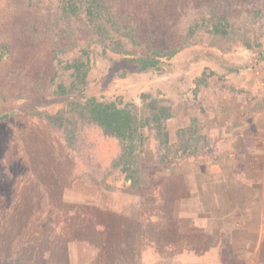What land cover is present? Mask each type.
<instances>
[{
    "label": "rangeland",
    "instance_id": "374dc122",
    "mask_svg": "<svg viewBox=\"0 0 264 264\" xmlns=\"http://www.w3.org/2000/svg\"><path fill=\"white\" fill-rule=\"evenodd\" d=\"M3 1L12 45L0 61V264H264V57L243 45L252 35L264 46V0H217L233 30L164 59L165 71H133L90 45L86 94L141 106L150 93L175 110L173 142L188 126L202 136L198 157L152 163L138 190L112 166L115 139L89 126L68 147L37 115L65 106L58 58L72 54L55 55L44 8ZM137 1L120 7L149 5ZM29 12L46 19L36 36L22 28Z\"/></svg>",
    "mask_w": 264,
    "mask_h": 264
},
{
    "label": "trees",
    "instance_id": "16d2710c",
    "mask_svg": "<svg viewBox=\"0 0 264 264\" xmlns=\"http://www.w3.org/2000/svg\"><path fill=\"white\" fill-rule=\"evenodd\" d=\"M122 2L125 0H17L21 7L38 9V13L44 8L51 15L46 30L52 34L49 41L55 55L72 54L58 58L61 70L68 72V80L57 82L55 93L67 96L65 106L53 113L38 111L37 115L62 134L68 147H73L81 130L89 126L115 139L118 153L112 166L120 168L130 182L129 189L138 190L149 183L152 163L178 161L179 156L198 157L202 136L194 126H188L177 130V140L173 142L166 122L175 116V110L150 93L140 94L141 106L120 98L107 100L86 94L90 45H100L105 54L109 51L120 55L133 71H165L168 65L164 59L206 39L217 44L229 35L234 23L217 0H140V4H149L142 11L134 6L121 8ZM43 19L31 17L32 25L22 28L36 36L39 26L45 25ZM5 33L0 32V61L11 51V40ZM243 45L264 57V46L252 35ZM125 74L122 70L117 75ZM148 148L153 151L150 158L146 156Z\"/></svg>",
    "mask_w": 264,
    "mask_h": 264
}]
</instances>
